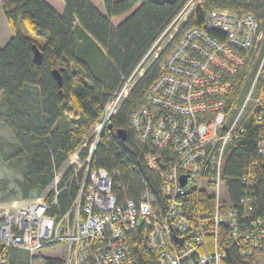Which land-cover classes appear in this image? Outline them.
I'll use <instances>...</instances> for the list:
<instances>
[{
    "label": "built area",
    "instance_id": "obj_1",
    "mask_svg": "<svg viewBox=\"0 0 264 264\" xmlns=\"http://www.w3.org/2000/svg\"><path fill=\"white\" fill-rule=\"evenodd\" d=\"M200 2L183 3L123 78L91 134L68 156L67 164L75 170L71 179L78 181L69 209L52 211L66 187L59 186L57 174L51 198L45 193L26 205L15 201L2 209L1 245L30 255L63 246V264H136L131 241L139 234L158 264H221L228 248L220 247L219 227L224 224L227 243L238 247L241 259L264 261V215L253 214L259 162L251 160L238 179L239 216L222 193L228 146L249 123L264 124V32L255 14L226 9L213 10L199 25L187 26ZM159 58V74L135 101L129 125L144 148L145 166L160 178L163 199L144 188L137 197L120 200L113 190L118 172L94 166L93 157L101 133L146 71L143 65ZM67 106L66 117L78 118ZM258 140L264 155V137ZM199 195L215 198L209 217L191 215L190 208L199 206L193 197ZM6 262L0 256V264Z\"/></svg>",
    "mask_w": 264,
    "mask_h": 264
},
{
    "label": "trees",
    "instance_id": "obj_2",
    "mask_svg": "<svg viewBox=\"0 0 264 264\" xmlns=\"http://www.w3.org/2000/svg\"><path fill=\"white\" fill-rule=\"evenodd\" d=\"M2 1L13 35L0 47V121L7 123L14 141L6 161L12 162L11 168L21 176L12 187L0 180V192L6 194L0 201L36 198L47 191L57 170L63 168L59 186L66 187L52 211L64 213L78 194V181L71 179L75 170L67 164L68 156L87 138L123 78L132 73L186 0H103V10L91 0H64L62 13L47 0ZM221 9L255 14L264 27V0H201L186 25H199L206 14ZM127 13L130 15L125 21L114 28L111 19ZM34 45L43 54L40 65L33 59ZM160 58L136 80L118 113L101 133L93 157L94 166L118 172L113 177V190L120 200L124 196L137 197L144 188L163 199L160 178L145 166L144 148L129 125L135 101L159 74ZM54 69L62 76L61 86L52 74ZM69 104L78 118L66 117ZM119 129L126 130V140L117 136ZM260 136L264 137V124L255 127L249 123L246 132L226 150L222 193L225 200L233 203L238 216L242 210L237 204L242 187L238 179L251 160L259 162L253 214L264 215V155L258 151ZM87 149L84 147L83 156ZM52 194L48 192V198ZM193 201L200 207L190 208L192 216L209 217L215 212L214 196L199 195ZM219 228L221 250L228 245L221 264H250L240 258L235 244L227 243L226 226L221 224ZM131 243L136 264H158L142 235L135 234ZM4 255V264H31L33 260L21 248L0 244V256ZM41 258V264H63V258Z\"/></svg>",
    "mask_w": 264,
    "mask_h": 264
},
{
    "label": "rangeland",
    "instance_id": "obj_3",
    "mask_svg": "<svg viewBox=\"0 0 264 264\" xmlns=\"http://www.w3.org/2000/svg\"><path fill=\"white\" fill-rule=\"evenodd\" d=\"M94 2L98 3V0H94ZM196 6H197V4L195 5V7ZM183 24L184 23H181L180 26L185 25V24L184 25ZM1 27H2V23L0 21V29H1ZM262 30L264 32V27H262ZM172 31H173V28L170 29L169 33H171ZM40 39L42 41L44 40L42 38H40ZM151 63H153V61H148L143 65V67L147 68V67H149V65ZM136 82H135V84H136ZM13 142L14 141H13V136H12L11 130H9L7 123L4 120H1L0 121V146H1V148H0V180L4 179L3 181L7 182V184L10 187L14 186L15 180L21 176V174L17 173V171H15L14 168L13 169L11 168L12 162L6 161V157L10 153L9 147H10V145H12ZM63 173H64V169L62 168L60 170H57L56 175L58 174L57 176H59V179H60L61 176L63 175ZM56 185L57 184L53 182V184L49 187V189H47V191L45 193L48 194V192L53 190ZM45 193H43V194H45ZM5 195H6L5 192L4 193L0 192V200L3 199ZM33 199H35V198L21 199V198L17 197L15 199L0 201V212L2 211V209H4V207H6L7 205H10L12 202L16 201L18 205H26L27 203L31 202ZM46 249H47L45 251L46 255H49V256L52 255L54 257L63 258V255H64L63 246H49ZM32 256H33V260L31 262V264H41L43 262V260L41 258L42 255H41L40 250L38 253H35Z\"/></svg>",
    "mask_w": 264,
    "mask_h": 264
},
{
    "label": "crops",
    "instance_id": "obj_4",
    "mask_svg": "<svg viewBox=\"0 0 264 264\" xmlns=\"http://www.w3.org/2000/svg\"><path fill=\"white\" fill-rule=\"evenodd\" d=\"M48 3H50L55 10H57L59 13H62L65 9V3L64 0H47ZM91 2H93L98 8L103 10V0H98V3L94 2V0H91ZM130 13H127L123 16H118V17H114L111 19L112 25L113 27H117L120 23H122L123 21H125V19L127 18V16H129ZM0 21L2 23V27L0 29V47H3L6 45V43L8 42V40L12 37L13 33H12V29L10 27V24L8 23L5 14L3 12V1L0 0ZM22 29L25 30L24 26L22 25ZM47 249H42L41 251V255L42 256H46V257H50L52 255H46L45 251Z\"/></svg>",
    "mask_w": 264,
    "mask_h": 264
},
{
    "label": "water",
    "instance_id": "obj_5",
    "mask_svg": "<svg viewBox=\"0 0 264 264\" xmlns=\"http://www.w3.org/2000/svg\"><path fill=\"white\" fill-rule=\"evenodd\" d=\"M33 59H34V62L36 64H41V61H42V58H43V54L41 53V51H39V49L37 48L36 45L33 46ZM52 74L53 76L55 77L56 81L58 82V85L61 86V83H62V76L61 74L59 73V71L57 69H54L52 70ZM109 126H112V125H109ZM116 134L119 138H121L122 140H126L128 135H127V132L126 130L124 129H119L116 131ZM184 180L182 179V184H184Z\"/></svg>",
    "mask_w": 264,
    "mask_h": 264
}]
</instances>
